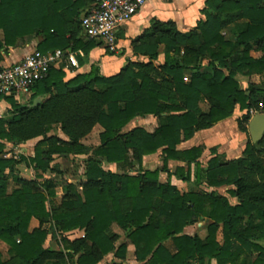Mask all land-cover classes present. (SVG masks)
Masks as SVG:
<instances>
[{
  "label": "trees",
  "instance_id": "1",
  "mask_svg": "<svg viewBox=\"0 0 264 264\" xmlns=\"http://www.w3.org/2000/svg\"><path fill=\"white\" fill-rule=\"evenodd\" d=\"M91 4L89 0V8ZM83 7L80 0H0V47L14 46L33 35L43 39L37 47L42 54L88 53L102 45L84 37ZM201 14L204 20L188 33H179L172 23L154 21L132 45L133 55L147 62L129 63L116 76L104 78L92 68L64 82L62 69L52 67L31 89V104L45 97L37 107H20L11 97L0 95V101L7 100L13 109L7 121L0 120V141L17 145L42 138L33 158L20 161L2 158L0 142V241L9 247L10 255L8 260L0 256V264H98L112 251L123 260L126 245L115 249L120 235L112 231L113 226L134 246L138 262L150 257L144 264L195 260L202 264L212 259L234 264L243 246L256 248L249 240L257 232H263L264 238V189L246 192L239 175L244 159L223 162L212 149L214 157L203 168L202 147L187 151L177 147L181 140H190L196 132L228 118L236 105L241 111L249 108L259 90L251 87L248 95L235 76L243 70L264 75V0H206ZM227 26H232L231 41L221 33ZM160 45L165 46L164 64L155 66ZM253 51L260 57H251ZM205 102L210 108L203 113L199 105ZM145 116L159 120L154 132L141 128L123 132L131 121ZM96 125L102 128L99 145L83 146L81 140ZM53 131L61 132L67 141L48 136ZM159 150L162 171L167 172V162L174 161L187 166L186 172L183 167L173 172L183 182L190 181L193 166L197 186L239 185L240 190L231 194L240 204L231 206L214 192L180 194L169 183L160 184V171L142 165L144 157ZM69 156L86 157L84 178L78 186L66 183L56 205L55 183L43 176L58 173L51 164ZM102 162L116 165L118 173L105 171ZM20 163L33 170L34 180L19 178ZM9 180L17 188L7 194ZM250 214L254 217L247 226L237 229L242 217ZM201 218L214 222L204 240L182 235L187 225ZM32 220L37 221L36 228H30ZM219 222L222 245L216 241ZM73 230H83L84 238L71 241L63 236ZM49 235L59 250L43 247ZM169 239L173 254L162 245Z\"/></svg>",
  "mask_w": 264,
  "mask_h": 264
},
{
  "label": "crops",
  "instance_id": "2",
  "mask_svg": "<svg viewBox=\"0 0 264 264\" xmlns=\"http://www.w3.org/2000/svg\"><path fill=\"white\" fill-rule=\"evenodd\" d=\"M83 2L84 7L80 11V17L85 15L87 12L89 5V0H80ZM206 0H150L146 2L140 10L127 22L121 25V27L117 31V40H118V52L117 53H109L107 52L103 46L95 45L88 53H83L81 51L73 52L71 50H66V53H74L76 55L77 61V68L71 67L69 64L63 62L59 65V68L62 69V72L65 75L64 82H68L77 75L88 74L92 68L95 69L96 73L104 78H109L118 75L122 69L129 63H145L147 62L143 57H136L133 55L132 52V45L136 39H138L147 29H149L150 25L154 21H158L161 23H172L175 30L179 33H188L194 30L198 24V22L204 20V16L201 14V11L205 8ZM88 5V6H87ZM2 38V34L0 32V39ZM43 41L41 36H27L22 39L17 40L14 46H4L0 47V69L10 67L16 63L22 61L25 57L32 54L34 51H37L38 45ZM51 53V52H48ZM155 65V64H154ZM158 66V65H157ZM187 74L185 76L184 81L188 82ZM31 96L29 97H20L19 99H15L13 97L12 100L15 105L20 107H28L32 108L31 106ZM37 99V98H36ZM40 100L39 105L45 100V97L38 98ZM12 106L7 100L0 101V120L7 121L12 116ZM147 122V126L149 130L144 127H131L130 123L123 129V132H128L134 128H141L144 129L148 133H152L155 129L159 126V121L157 118L153 116H145L142 118H136L133 120L131 124H134L137 121ZM225 121H221L209 129L200 130L194 134V136L190 140H181L180 144L178 145V150L180 151H187L192 148L202 147V154L199 158V162L201 164L200 159L204 158L205 156H210V159L214 157L212 155V149H219L217 155H226L228 156H235L239 154V151L234 149H229L228 147V130L224 127ZM3 129L7 130L6 124H3ZM54 132L56 134H54ZM96 132V141L95 135ZM102 132V128L96 125L91 133L86 136L84 139L81 140V144L88 148L94 149L100 143L99 141V134ZM57 135L58 138L67 141V138L61 133L57 131H53L48 134V136ZM92 140L93 145H91ZM237 139V137H236ZM42 141V138H36L29 140L22 144L14 145L12 143L7 142L6 140L0 141L4 145L3 153L1 155L4 159H13L15 161H20L21 157L26 158H33L35 147L38 143ZM97 142V143H96ZM233 141L231 144L232 147L234 145ZM231 147V148H232ZM69 157H81V156H69ZM68 157V158H69ZM226 157V158H227ZM68 158H63L68 159ZM209 159V160H210ZM55 162V161H54ZM156 163V164H155ZM161 164V167H160ZM24 165L25 167H22ZM143 168L145 170L154 171L159 170V183L160 184H167L169 183L170 186L174 187L180 194L186 193H196L198 191H203L205 193H216L219 195L215 190L217 188L209 187L205 183L200 185H196L194 183V177L191 174V179L188 182H183L182 180L178 179L173 175V172L176 167H183L185 172L187 171V166L184 163L168 161L167 162V172L162 171L164 165L161 157V150H159L156 154L146 156L143 158ZM193 167V166H191ZM203 167V166H202ZM102 168L105 171H110L112 173H118L117 167L114 164H108L102 162ZM174 168V169H171ZM204 168V167H203ZM17 175L19 178L27 181L34 180L35 176L32 178H28L26 176L27 172H31L34 174L33 170L30 168L28 169L24 163H20L16 166ZM30 173V174H31ZM83 175V174H82ZM160 176H165V180L162 181ZM82 177L81 180H83ZM13 184V188L9 190V184ZM17 188V185L14 181L9 180L7 186V194H10L14 189ZM80 193V190H78ZM222 196V195H220ZM224 197V196H222ZM228 200V199H227ZM204 218L198 219L191 225H187L182 232V235L188 237H197L200 240H204L206 237L201 238L195 231L200 228ZM38 223L36 220H32L30 223V228H36ZM45 229L48 226H44ZM112 231L116 234L120 235L119 240L115 244V249L119 247L121 244L126 245V252L125 257L123 260L117 258L115 256V251L110 252L106 256H104L103 260L98 264H144L147 262L150 257L146 259L145 262H138L135 258V249L134 246L130 243L129 240L125 238L123 233L119 231L118 228L113 226ZM117 229L119 232H116ZM195 232V233H193ZM68 240H75L84 238L83 230H73L63 234ZM59 239V238H58ZM170 243L171 248H169L166 244ZM162 245L171 253L175 252V248L173 246L172 241L169 239L162 243ZM44 248H49L53 251L59 250V245L56 241H54L51 236L49 235L44 244ZM9 247L0 241V256L2 260H8L10 257L9 255ZM77 257L75 258V261ZM212 261V260H211ZM213 262V261H212Z\"/></svg>",
  "mask_w": 264,
  "mask_h": 264
},
{
  "label": "rangeland",
  "instance_id": "3",
  "mask_svg": "<svg viewBox=\"0 0 264 264\" xmlns=\"http://www.w3.org/2000/svg\"><path fill=\"white\" fill-rule=\"evenodd\" d=\"M232 26H227L222 29L221 33L225 37V39L231 41L232 40V33H231ZM164 50L165 46L160 45L158 48V60L154 62L155 66L157 65H163L164 64ZM251 57L253 58H259L260 53L251 52ZM146 60V59H145ZM147 61V60H146ZM204 70V69H203ZM225 74H227L226 71H224ZM187 80H189V77L187 75ZM236 81L239 84L240 89L244 90L249 95V88L254 87L258 89L259 91L254 94L253 101L249 102V108L246 110L241 111L236 105L230 114L228 118L225 120L224 127L226 130H228V147L229 149H234L239 151L238 155L235 156H226L220 155V158L223 162H233L238 161L239 159H244V164L242 168L239 171V175L243 178L242 184L247 185V193L253 192V191H261L264 189V139L260 141L257 144V148L254 147V144L251 141L250 135H249V123L251 119L257 115L264 113V105H263V98H264V75L263 74H249L247 70H243L240 73H237L235 76ZM199 108L201 112L206 113L209 108L210 104L208 102L202 103L199 105ZM133 122V121H132ZM131 127L139 126L144 127L147 130H149V127L147 126V122L143 121H137L134 124H131ZM159 123V121H157ZM243 129V131H242ZM54 134H56L54 132ZM95 135V141H96V132ZM237 137V139H236ZM91 145H93L94 142L90 139ZM234 142V145L236 143V146L232 147L231 143ZM97 143V142H96ZM232 147V148H231ZM219 149H216V154L218 153ZM227 157V158H226ZM86 157H76L68 159L63 158H56L55 162L51 164V167H54L58 173H47L43 176L44 179L53 181L55 183V187L53 188V191L55 193V196L53 198V201L56 205H60L61 198L65 191V185L66 183H73L78 186V183L81 181L83 177V170H84V163L82 162L83 159ZM210 156H205L204 158H201V165L205 168L207 165V162L209 161ZM156 164V163H155ZM22 167H25L22 165ZM161 167V164H160ZM28 168V167H27ZM30 169V168H28ZM174 169V168H171ZM185 170V169H184ZM31 172H27L26 176L28 178H32L34 174H30ZM190 174H194V167L190 168ZM160 179L162 181L165 180V176H160ZM13 184H9V190L13 188ZM77 190H80L79 188ZM240 187L239 185H225L222 187H218L217 190H215L219 195L224 196L226 199H228V203L231 206H237L240 204V200L236 197H234L231 193L235 191H239ZM251 215V214H250ZM250 215H244L242 217V220L237 224V229H243L247 226V223L253 219L254 214ZM214 222L210 219L205 218L203 220L202 224L200 225V228L195 231L201 238L207 237V228L209 225H212ZM217 235H216V241L222 245L224 242V239L222 237V229L223 226L219 222L217 224ZM116 232H119L117 229ZM193 232V233H195ZM263 232H257L253 234V236L250 238L249 242L254 245L256 248L247 249L245 246H243V251L237 256L235 259L234 264H264V238H262ZM169 248H171L170 243L166 244ZM213 261V262H212ZM211 260H203L202 264H218V262L215 259ZM190 264H199L197 260L191 261ZM222 264H230L229 262H224Z\"/></svg>",
  "mask_w": 264,
  "mask_h": 264
},
{
  "label": "built area",
  "instance_id": "4",
  "mask_svg": "<svg viewBox=\"0 0 264 264\" xmlns=\"http://www.w3.org/2000/svg\"><path fill=\"white\" fill-rule=\"evenodd\" d=\"M150 0H92L89 10L81 19V29L88 40L100 43L109 53L118 52L117 31ZM77 68L76 55L56 50L42 54L34 51L19 63L0 69V95L29 97L32 87L44 80L50 68L61 63Z\"/></svg>",
  "mask_w": 264,
  "mask_h": 264
},
{
  "label": "water",
  "instance_id": "5",
  "mask_svg": "<svg viewBox=\"0 0 264 264\" xmlns=\"http://www.w3.org/2000/svg\"><path fill=\"white\" fill-rule=\"evenodd\" d=\"M40 100L35 99L32 108L37 107ZM249 135L253 144H257L264 138V113L253 117L249 123Z\"/></svg>",
  "mask_w": 264,
  "mask_h": 264
}]
</instances>
